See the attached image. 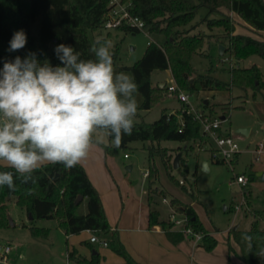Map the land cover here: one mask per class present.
Here are the masks:
<instances>
[{
	"label": "trees",
	"instance_id": "trees-1",
	"mask_svg": "<svg viewBox=\"0 0 264 264\" xmlns=\"http://www.w3.org/2000/svg\"><path fill=\"white\" fill-rule=\"evenodd\" d=\"M125 1L132 2L133 14L144 21L146 32L163 36L165 41L162 47L155 42L150 43L137 63L132 67L122 68L130 70L134 76L138 93L144 99L141 106L143 110H150L155 102L163 98V93L167 92V85L160 88L159 85L155 86L152 83L151 75L156 70L171 69L175 82L189 96L206 91H231L234 87L246 91L251 89L254 96L258 92H264L263 73L256 65L244 69L232 66L231 82L227 83L215 77L212 68L205 73H199L191 64L193 56L213 42L216 45H224L226 53L237 62L251 56H258L264 60V39L246 33H236L238 23L222 12L223 8L228 9L242 19L250 32L261 34L264 32V0ZM108 9V0H0V69L5 60H12L16 56L23 58L29 51L36 52L37 58L41 61L48 59L53 66L58 65L60 61L54 53V48L61 43L71 45L80 51L83 59L94 58L90 49L96 40L92 41L89 33L101 28ZM201 10L206 12L199 23H205L209 32L192 34L199 25L193 23L201 16ZM19 29H23L27 34L26 47L9 52V41L13 33ZM118 30L133 34L140 32L126 26ZM215 30H219L220 33L214 32ZM119 51L120 45L111 51L114 53V62ZM229 106L230 104L224 106L209 103L205 105L203 111L211 119H215L219 117L214 110L222 107L221 115L228 120L232 110ZM181 117L186 121L184 125L181 124ZM134 125L132 134L123 136L119 148L112 146L110 138L107 143L94 136L93 144L100 146L106 154L115 155L133 142L148 141L152 144L148 156L150 164L155 157L160 156L168 168L174 156L169 149L161 148L160 142L171 140L185 143L189 145L185 150L193 152L194 146L191 144L202 143L204 140L200 123L186 112L164 113L154 123L142 121L134 122ZM218 133L225 134L223 128L219 129ZM155 143H158L157 147ZM211 150L212 146L209 151ZM210 159L216 164H224L220 160ZM2 171L14 170L0 164V172ZM156 174L155 168H150L148 175L150 194L147 201L150 208L149 228L160 226L170 241L178 244L187 236L176 230L172 223L160 220L159 212L152 208L153 195L158 194L157 188H152ZM34 177L37 178L35 184H22L16 179L15 191L0 187V229L8 227L7 203L15 199V203L25 208L28 215L33 217L32 220L57 219L67 236L78 235L84 231L103 236L108 239V246L123 259V264H141L130 255L120 239L119 232L111 228L100 193L81 164L71 170H65L61 164L47 163L34 172ZM250 179L252 180V177ZM182 185L184 187V184ZM29 189L32 190L31 195L28 194ZM79 196H83V200L76 204ZM84 200H87L88 212L85 215H78L76 210ZM171 202L177 204L179 200L172 199ZM178 210L188 218L189 226L195 232L204 233L199 246L207 251L213 250L218 241L199 220L195 209L181 204ZM30 230L36 238H46L49 234L48 229L31 227ZM245 234L252 237L251 252L249 242L242 239ZM233 238L240 248L239 257L245 264H264V260L254 255L259 247L264 246V229L260 228L258 221L253 222L249 231L235 230ZM68 259L76 264H103L98 253L87 259L79 255L75 249L68 252Z\"/></svg>",
	"mask_w": 264,
	"mask_h": 264
},
{
	"label": "rangeland",
	"instance_id": "rangeland-1",
	"mask_svg": "<svg viewBox=\"0 0 264 264\" xmlns=\"http://www.w3.org/2000/svg\"><path fill=\"white\" fill-rule=\"evenodd\" d=\"M205 12L201 10V16L193 24L201 22ZM222 12L230 17H232L231 14H235L226 8H223ZM234 16L243 23L238 15ZM244 27L247 29L246 25ZM239 29L238 33H245L242 28ZM208 32L207 25L199 23L192 34ZM214 32L220 33L219 30ZM246 33L255 37L260 35L248 29ZM89 36L92 41L98 38L109 41L111 51L120 45L118 57L114 62V71L131 75L130 70L122 68L132 67L137 63L143 57L150 42H155L161 47L165 42L163 36L145 31L133 34L117 29L100 28L90 32ZM191 64L199 73H205L212 68L213 75L227 83L231 82L232 66L244 69L256 65L262 71L264 79L262 58L251 56L237 62L230 58L226 50L223 55H220L219 45L217 46L214 42L195 54ZM173 79L171 69L156 70L151 75V81L155 86L161 83L173 84ZM263 95L264 92H258L254 96V91L251 89L246 91L234 87L231 91L222 92L210 100L211 105L222 102L232 103L230 118L223 123V130L227 131L228 135L231 133L234 142L239 146V158L233 166L212 162L210 152L203 150L204 147L208 148L205 140H202V143H192L193 152L185 150L189 146L185 143L171 140L160 142L159 146L169 149L174 156L168 168L160 156L155 157L150 164L148 156L152 144L148 141L133 142L128 148L120 149L115 155L106 154L100 146L93 144L92 148L100 151V157L92 158V162H95L96 179L101 189L98 191L102 197L105 214L110 217V219L108 217L109 224L116 225L121 215L126 217L131 213L137 214L138 208H147L150 180L145 173L153 167L157 174L152 188H157L158 194L153 195L152 208L159 211L160 218L170 222V215L175 213L178 219H182L185 215L179 212L180 205L192 206L202 224L212 234L216 233L218 241L217 246L211 251L198 247L202 249L198 255L190 252L186 260L177 257V264H198V261L200 264H245L239 257V247L233 238V233L235 228L239 231L251 230L256 216H261L257 220L259 226L264 227V171L261 168V164L264 163V150L260 155L256 152L257 145L264 140ZM162 96L163 98L155 102L150 110H143L141 106L144 99L137 92L138 111L134 122L154 123L164 113L170 114L173 111L181 113L183 104L176 95L166 92ZM205 97L206 94L194 93L189 96V102L195 110L202 111L205 109ZM239 106L243 108H237ZM214 111L218 116L223 113L222 107H217ZM237 125L252 126V133L248 136L234 133ZM94 136L100 141L109 142L105 132H97ZM155 145L157 147L158 143ZM179 148L181 150L178 151ZM179 157H181L180 160H178ZM203 162H208L209 171L202 169ZM0 164L8 166L5 161H0ZM244 173L249 179V185L245 189L236 181V176ZM250 177L253 179L251 180ZM180 181L184 182V187L179 185ZM164 197L169 201L179 199V202L174 204L170 201L171 205H168L163 202ZM243 199H245L244 202ZM7 205L8 221L11 218L14 226L9 224L8 227L0 229V246H11L9 264H76L68 259V252L72 249L87 259H90L93 251H96L102 259H105L106 264H123L122 258L110 246L105 248L99 243L90 245V237L86 232L67 236L60 228L57 219L29 220L26 209L18 206L15 199L8 201ZM87 212V200H84L76 213L85 215ZM31 227L48 229L49 234L46 238H36L31 233ZM97 237L108 242V239L103 236L97 235ZM133 241L141 244L140 237ZM184 241L196 244V240L192 237H187ZM0 257H2L1 254Z\"/></svg>",
	"mask_w": 264,
	"mask_h": 264
},
{
	"label": "clouds",
	"instance_id": "clouds-1",
	"mask_svg": "<svg viewBox=\"0 0 264 264\" xmlns=\"http://www.w3.org/2000/svg\"><path fill=\"white\" fill-rule=\"evenodd\" d=\"M26 44V32L16 30L8 51ZM110 49L109 41L98 38L90 49L94 58L83 59L80 51L61 43L54 48L60 61L55 66L32 51L3 62L0 161L14 171L0 172V187L15 191L16 179L37 183L34 172L46 163L71 170L88 157L97 132H105L115 148L132 134L138 85L133 75L114 71ZM242 239L251 252L252 237L245 234ZM254 255L264 260V246Z\"/></svg>",
	"mask_w": 264,
	"mask_h": 264
},
{
	"label": "built area",
	"instance_id": "built-area-1",
	"mask_svg": "<svg viewBox=\"0 0 264 264\" xmlns=\"http://www.w3.org/2000/svg\"><path fill=\"white\" fill-rule=\"evenodd\" d=\"M108 8L107 17L103 21L101 28L106 30H118L122 26H126L138 31L146 32L144 21L139 16L133 14V4L131 1L108 0ZM166 87L167 92L176 95L178 100L183 104L181 113L186 112V114L192 116L193 120H196L200 123L201 132L206 142L205 145L208 146V148L204 147L203 150L209 151L212 146L213 150L209 151L210 158L213 160H220L224 164L233 166L237 155L240 153V150L239 146L234 142V139L231 137V135H220L218 133V130L223 128V123L225 121H223L221 118L211 119L204 113L203 110H195L189 102V95L177 85L175 80L173 81V84L167 85ZM180 119L181 124L184 125L186 123L185 119L182 117ZM257 147L258 149H256V152L258 155H260L264 150V140L260 142ZM148 175L149 172L145 173L147 178ZM236 181L244 189L249 185V179L245 174L237 175ZM179 183L181 185L184 184L183 181H180ZM244 201L245 199H243V202ZM163 202L165 204L171 205V202L166 198L163 199ZM170 223L182 231L187 237L194 238L197 243L201 242L204 237V233L195 232L194 229L189 226L188 218L186 216H184L182 219H178L175 213H173L170 215ZM90 243H99L103 246H108L107 242L100 241L95 233H93V235L90 237ZM11 250L12 249L10 245H7L0 250V254L2 256L0 257V264H9V255Z\"/></svg>",
	"mask_w": 264,
	"mask_h": 264
},
{
	"label": "crops",
	"instance_id": "crops-1",
	"mask_svg": "<svg viewBox=\"0 0 264 264\" xmlns=\"http://www.w3.org/2000/svg\"><path fill=\"white\" fill-rule=\"evenodd\" d=\"M231 15L238 23V25L236 26V33H238L240 31L239 28H242L243 30L242 29L241 30L246 33L247 29L244 27L245 25H243L244 22L242 23L240 19L238 20L237 18H235V16H234L235 14H231ZM258 37L261 39H264V32H261V34L258 35ZM218 45H220V44H217V46ZM164 84L166 86V83H161L158 85L160 88H162L161 86L162 85L164 86ZM222 92H226V91H206V92H201L200 94H206L205 105H207L209 103L211 104V101H210L211 98H215L217 95H220ZM219 104H221V105L222 104H230V106H232L231 102H228V103L222 102ZM172 113H174V111ZM218 117L222 118L224 116L220 115ZM262 122H263L262 124L264 125V118L262 119ZM240 127L249 128L248 135H250L252 133V130H253L252 126L248 127L247 125H237L236 128H240ZM224 132H225V134L228 135L227 131H224ZM230 135H231V133H230ZM231 137H232V135H231ZM102 142H104V141H102ZM239 154L237 155L235 162L238 161ZM96 157L97 158L100 157V151L95 149V148L93 149L91 147L88 157L85 160L81 161L80 164L84 167L89 179L91 180V182L95 186V188L97 190H101L99 185H98L99 182L96 179L95 165H94L95 162H92V160H93L92 158H96ZM261 165H262L261 166L262 171H264V163H262ZM209 169H210V166H209ZM252 179H253V177H252ZM164 198H166V197H164ZM149 210H150V208L147 204V208H138L137 214L131 213V214H128L126 217L121 215L120 219L117 221V224L113 225V226L111 225V228L113 230H117L118 232H121V233H119V236H120L122 243L125 245L126 249L130 253V255L137 262H139L141 264H177V261H176L177 257H181V259L186 260V257L188 256V253H190V252H192V254H195V255H198L199 253H201L202 249H198V247H200L199 242L198 243L196 242L197 245L194 242L187 243L186 241H183L179 244H174L173 242L170 241V239L168 238L166 233L161 229L160 226H156V227L150 229L149 228V218H148ZM107 214H108V211H107ZM28 217H29V215H28ZM108 217H109V215L107 216V218ZM258 217H261V216H256L255 221H258L257 220ZM109 219H110V217H109ZM160 220H162V219L160 218ZM163 221H165V220H163ZM205 228L207 229V231L209 233H211L207 227H205ZM260 228L264 229V227H262V226H260ZM176 230H179V229L176 228ZM84 232H86L89 235V237H91L93 235L92 232H89V231H84ZM215 234L216 233H214L212 235L215 236ZM139 237L141 238V244L134 243L133 240H138ZM128 238H130V240ZM215 238H216V236H215ZM100 241L103 242L105 240L101 239ZM91 245H93V244L91 243ZM103 247L106 248L108 246H103ZM2 248L3 247L0 246V250ZM94 252H96V251H93V254H94ZM238 254H240V248H239ZM122 261H123V259H122ZM102 263L106 264L105 259H102ZM123 263H124V261H123ZM198 264H200L199 261H198Z\"/></svg>",
	"mask_w": 264,
	"mask_h": 264
},
{
	"label": "water",
	"instance_id": "water-1",
	"mask_svg": "<svg viewBox=\"0 0 264 264\" xmlns=\"http://www.w3.org/2000/svg\"><path fill=\"white\" fill-rule=\"evenodd\" d=\"M225 49H226V47H225L224 45L220 44V45H219V54H220V55H223ZM164 86H165V84H164ZM164 86L162 85L161 87L163 88ZM221 119H222L223 121H225V117H222ZM234 133L241 134V135H244V136H248L249 128H244V127L236 128V129L234 130ZM180 159H181V157L178 158V160H180ZM178 160H177V161H178ZM129 169H131V167H129ZM202 169H203L204 171H209V164H208V162H204V163H203V165H202ZM82 200H83V196H79V197L77 198V200H76V204H79ZM29 219L32 220L33 217H32L31 215H29ZM9 224L12 225V226H14V224H13L11 218H9ZM235 230H237V228H235ZM95 253H96V252H94V254H95Z\"/></svg>",
	"mask_w": 264,
	"mask_h": 264
}]
</instances>
